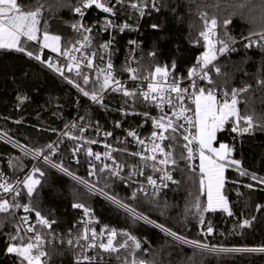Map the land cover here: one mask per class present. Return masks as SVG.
Instances as JSON below:
<instances>
[{
    "label": "trees",
    "instance_id": "1",
    "mask_svg": "<svg viewBox=\"0 0 264 264\" xmlns=\"http://www.w3.org/2000/svg\"><path fill=\"white\" fill-rule=\"evenodd\" d=\"M125 1L131 2V0ZM138 1L142 5V0ZM17 2L22 10H35L37 2L43 6L39 25L40 34H43L46 26L48 34L59 35L62 51L65 41L76 39L73 25L78 19L74 11L78 0H17ZM156 5L158 11L148 12V16L138 23L140 29L137 34L114 32L116 55L112 63L115 68H122L126 43L129 39L136 37L140 42L137 49L135 47L138 70L136 74L139 78L151 75L156 67L172 71L178 79L186 78L188 71L197 66L198 58L205 50L203 39L200 35L194 36L190 30L186 31L182 24L178 25V20L182 18L176 16L175 8L169 9L167 0H156ZM116 8L120 9V6ZM95 11L92 10L89 14L90 23L104 17L114 18L116 22L130 23L126 5L114 17L110 13ZM153 25L156 27L154 28ZM221 30L218 23L217 38ZM231 30L236 34V40L235 44H231L229 48L235 50H231L228 55H218L216 63L221 66L224 76L217 78L214 72L212 75L220 85V81H226L229 92L232 88L248 89L241 96L239 109L242 115L247 114L253 117L254 130L237 134L232 133L226 126L225 131L217 133L215 145L218 142L229 145L233 148L231 158L239 160L242 169L264 177V130L258 127L264 121V86L261 84L264 81L262 79L264 49L255 46L245 47L247 41L242 39L241 26L238 23L232 24ZM29 45L27 50L39 54L43 63L28 57L26 52L0 49V137H2L0 138V170L2 172L15 181H21L25 176L32 174L33 165H36L34 158L26 155L21 147L14 146L12 141L32 151L42 150L45 153L47 146L79 114L85 122L101 125L104 129L113 130L112 124L115 122H121L122 127L128 129L140 128V120L145 118L137 113H145L142 108L145 104L139 99L133 103L131 97L116 95L108 97L103 106L87 108L89 98L85 97L74 83H79L89 91H91V83L85 86L82 79L71 72L64 71V76H61L49 69L47 62L53 54L40 49L36 44ZM173 65H175L174 68ZM65 77L72 79L74 83H69ZM90 81L93 80L90 78ZM224 87L225 85H221V88ZM18 98H21L23 102ZM245 101L248 103L247 111H245ZM242 126H244L243 123ZM75 130H70L63 136V144L52 160L54 163L62 164L73 175L88 180L84 153L87 149L86 144L95 138ZM114 131L118 132L116 129ZM112 146L116 163L123 165V171L128 172L127 175L130 174L131 168L135 167L138 170L142 167L141 155H129L128 153L132 150L118 143ZM125 149L126 151H122ZM37 165H40L45 172L42 178L38 173L34 174L37 179H41V185L37 186L32 198L26 195L22 187L23 199L32 204L33 217L36 218V210L41 211L46 219L50 222L54 221V230L62 232L65 237L69 232H75L77 229L78 211L73 205L83 203L85 207L93 209L101 223L135 235L144 246L146 255L143 258L148 264H184L186 258L192 257L193 252L198 251L174 242L159 229L142 222L133 224L129 215L111 206L97 195L88 193L87 189L75 180L47 165ZM173 176L177 183L159 194V206L140 198H138V206L135 202H132L131 206L149 215L157 223H164L171 227L178 234L187 235L189 239L199 238L202 242L218 248L264 247V184L252 180L251 176H241L235 168H226L223 194L228 199L233 215L228 216L222 211L205 214L210 215L214 228L213 234L205 238L198 236L200 226L197 220L191 217L185 218V209L190 207L192 199L190 193L195 195L199 192V172L195 170L194 184L192 173L186 168L185 161L178 159ZM249 184L252 185L251 188L246 187ZM98 187H103V184L101 183ZM104 190L109 195H115L125 202H130L134 189L120 178L112 177ZM200 200L205 203L203 193H200ZM0 220H3V226L0 227V264H20L21 258L14 253H7L8 235L23 236L20 230L18 231V223L6 214H0ZM244 220H248L249 224L242 228L240 225ZM48 252V260L51 264H75L76 250L73 246H68L66 242L49 246ZM200 259L202 264H264V252L204 253Z\"/></svg>",
    "mask_w": 264,
    "mask_h": 264
},
{
    "label": "snow or ice",
    "instance_id": "2",
    "mask_svg": "<svg viewBox=\"0 0 264 264\" xmlns=\"http://www.w3.org/2000/svg\"><path fill=\"white\" fill-rule=\"evenodd\" d=\"M120 5L117 9L113 0H78V4L74 6L75 13L81 16V21H77L73 25L76 32V39L74 41H65L64 50L61 49V37L59 35H49L46 26L43 31L42 41L39 42L41 49H51L52 53H60L62 57H67L70 61L66 64L69 71H72L73 65H79L80 61H84L87 69H94V61H98L95 66L97 79L90 81L88 75H83L79 70L76 71V77H80L83 85L87 86L91 83V91L82 87L79 83H74L72 79H68L69 83H74L79 91L85 97H88L93 103L101 104L105 99L106 92L122 93L124 97H132L133 103L140 99L141 102L151 104L152 106L161 110L159 117L153 118L150 113H137L142 115L145 120H153V131L150 137L145 139L139 138V133L136 130H129L127 135L134 138L135 143L140 147L143 152H150L151 155L141 156V160L145 167H150L153 173H159L157 178L152 175L146 177L147 185L140 184L135 190L132 191L130 202H125L122 198L115 195H109L104 190L108 186V181L113 177L121 178L120 173L123 165L116 164L112 160V166L104 163L102 167L97 168L92 164L89 169V176L96 177L97 179L89 182L88 180L81 179L73 175L66 167L60 163H54L52 156L54 155V145L47 146V152L42 150L32 151L22 145L12 141L14 146L21 147L26 155H31L34 158L42 161L43 165H48L51 168L57 169L72 177L77 183L83 185L88 193L103 196L110 203L114 204L117 208L123 209L126 214L130 216L133 224L143 222L146 225L159 229L166 236L171 237L172 240L180 245H187L193 250L192 257L186 258L184 264H202L200 257L204 253H220V252H264V247L259 248H223L210 245L209 243L202 242L199 238L189 239L187 235L178 234L177 231L172 230L171 227L166 226L164 223H157L151 219L149 215L136 210V207L131 206L135 202L138 206L139 199H146L149 203L159 206L160 200L158 199L160 192L168 187V182L177 183L173 179L172 172L177 169L178 159L186 162V168L192 173L193 183L196 182L195 170L196 165L192 163L195 159H199V192L195 195L191 194L190 207L185 209V218L191 217L196 219L200 230L198 236L208 237L213 234L214 228L211 223L210 215L218 211L227 213L232 216L233 213L229 207L227 197L223 194L225 188L226 168H235L241 176H251V179L264 184V177L257 176L255 173H250L240 167V161L232 159L233 148L225 143H219L218 147L213 146V142L217 141V133L226 130V126L230 128L232 133L243 134L254 130L253 117L251 115L241 113L238 107V97L242 96L248 89L232 88L229 92L226 85L221 88V85L213 78L212 73L216 77H222L224 74L221 71V66L217 63L218 55L230 51L227 44L217 38L218 22L215 19L204 20V30L199 34L203 39L204 51L198 58L197 66L188 71V79L191 83L187 87H182L180 81L171 76V73L162 67H156L154 76L155 83H147V91H143L139 85H135L136 91H130L127 86L117 79L114 74V65L111 61L112 52L109 50L113 48L114 37L108 42L96 43L95 36H99L103 32H108L110 29L115 32H123L130 30L131 26L127 23L117 24L114 18H105L95 25H86L82 23L84 11L92 8L93 5L97 9L102 10L103 13L112 14L113 17L116 13L123 9L125 0H116ZM143 3V0H142ZM147 4L155 5V0H147ZM133 10L140 13L141 16L145 14L144 6L133 3L130 5ZM42 5L37 2L35 10H22L18 6L17 0H0V49H14L17 52L24 53L30 58L37 61L41 60L39 54H34L33 51L27 50L30 45L29 42L38 41V33L41 29L39 27L41 22V9ZM231 21H224L223 30H227ZM155 28L156 26L153 25ZM96 29L93 32V29ZM21 37L25 38L23 41ZM243 40L247 41L245 47H258L264 49V37L252 38L250 35H245L241 32ZM135 41H129L130 45H134ZM235 44V40L232 41ZM27 50V51H26ZM235 50V49H231ZM79 53V57L75 55ZM153 57L155 53H152ZM108 57L106 68L103 67L105 57ZM47 67L61 76H64V68L59 63H53L51 59L47 62ZM175 65H173V68ZM134 73L131 75V81H137L138 70L134 68L128 69ZM102 76V80L100 77ZM159 79H156V78ZM225 79H227L225 77ZM206 81L205 86H199V82ZM264 86V81L261 82ZM219 90V96H218ZM174 94V95H173ZM21 99V98H18ZM191 101L194 104V109L185 103V100ZM21 102L22 99H21ZM127 103V101H126ZM246 103V110H248V103ZM171 110L172 115H168L164 111V106ZM191 113V114H190ZM127 115V113H125ZM242 123L244 126H242ZM117 126H120L119 124ZM260 130H264V121L258 125ZM111 133H105V136H110ZM184 143H180V139ZM148 140V143L145 142ZM168 141L164 145V141ZM149 144L151 147L149 148ZM178 150V151H176ZM122 151H126L122 150ZM132 156H140V152L128 153ZM159 154V155H158ZM87 155L94 157L95 160H101L99 153H93L90 149ZM178 157V159H177ZM104 159H112L108 151L104 154ZM151 161V163H149ZM78 162V161H77ZM184 171V169H179ZM38 173L42 178L45 172L42 171L40 165H33L32 174L25 176L22 184L26 189V195L29 198L33 197L36 192L37 186L41 185V179L34 178V174ZM132 175H143L142 171H138L135 167L131 170L128 179ZM103 184V187L98 185ZM251 188L252 185H246ZM149 188L151 191H149ZM200 193H206V203L200 200ZM143 194V195H141ZM23 198L21 193V182L18 181L15 186L10 185L2 172H0V214L11 216L16 220L15 213L10 209L23 208L26 215L18 221L19 225L27 224L29 216L27 214L32 212V207L28 204H21L20 200ZM76 209H83L85 215H90V210L85 207L83 203H75L73 205ZM167 207V205H165ZM161 211V215H163ZM35 216L37 218V225H29L23 229L24 236L9 234L7 253L16 254L20 259V264H41V258L45 257L46 253L42 250L45 240H47L49 233L40 232L35 234L34 237L28 235L40 229H51L54 221L46 219L41 211L36 210ZM90 223V222H89ZM249 224L248 220H244L240 227H246ZM3 226V220H0V227ZM91 231V235L88 232ZM121 237L118 240L117 237ZM43 237V238H42ZM104 230L98 234L96 230L89 229L85 226L83 237L77 236L75 243L80 247V256L87 264H97L94 258L85 255L87 248H99L103 253L117 254L116 258L120 264H143V262L136 258L137 250H141L142 242L129 232H117L116 229L111 228L107 230L106 243L103 240ZM81 240L87 243H81ZM115 242V243H114ZM67 243H74L73 240H68ZM19 244V246H17ZM103 253H98L102 255ZM47 264V261H45ZM78 264H82L78 261Z\"/></svg>",
    "mask_w": 264,
    "mask_h": 264
},
{
    "label": "built area",
    "instance_id": "3",
    "mask_svg": "<svg viewBox=\"0 0 264 264\" xmlns=\"http://www.w3.org/2000/svg\"><path fill=\"white\" fill-rule=\"evenodd\" d=\"M101 2H103V0H101ZM133 3H136V4L140 5L138 0H131V2H129V3H126V1H125V5L128 7L129 15H130L129 16L130 23L127 22V24L131 26V29L130 30H125L123 32H119L120 34H123V33H127L128 34L129 32L131 34H134V33L137 34L139 32V29H140L139 28V25L140 24H138V23L141 22L142 19L145 18V16H148L147 13L148 12H151V11H153V12L158 11V6L156 5V0H155V5L156 6H152L151 4H147V0H144L141 6H144L145 14L143 16H141L138 11L133 10L131 8L130 5L133 4ZM113 4H115V6H120L119 4L116 3V0H113ZM92 10H96L98 12L102 11L100 9H97L95 7V5H93L92 8L85 10L84 11V16L82 18V23L83 24H86V25H95L98 22L102 21L103 19L109 18V17H104L102 19H99L97 21H94V22H91L90 23L88 21V18H89V14L91 13ZM98 12H96V13H98ZM137 20H138V22H137ZM80 21H81V16H80ZM117 24H121L122 25L124 23L121 21V22H117ZM95 31H96V29L94 28L93 29V32H95ZM114 32L115 31H112L111 29L108 32H103V33H101V35L95 36L94 37V41L96 43H104V42H108L109 40L113 39V37H114V41H115L116 40V35H114ZM101 36L102 37L103 36H106V38H103L102 39ZM129 41H135L136 43L134 45H130L129 44ZM138 44L140 45V42H138V40H137L136 37L134 39H129L127 41L126 47L124 48L125 49L124 50L125 55H124V58H123V66H122L121 69L114 67L113 74H114V76L117 79H120L127 86V88L130 91H136L135 85H139L142 88L143 91H147V83L148 82L155 83V79H151L154 76V72L151 75H148V76H146L144 78H139L137 76V81H131V79H130L131 78V75H133L134 73H132V72H130L128 70L129 68L136 69V65H137V52L135 50V47L137 49V47L139 46ZM114 49H116V43L115 42L113 43V48L109 50L110 52H112V55H111V61L112 62H113V60L115 58V55H116V51ZM228 53H230V52L228 51V52L224 53L223 55H226ZM75 55H77V57H79L80 54L79 53H76ZM50 59H51V61L53 63H59L60 66H62L64 68V71H68V72H71L74 75H76V71L78 70V67H79V70L83 73V75H88L91 78V80H96L97 79L96 72H95L94 69H95V66L98 64V61H94V69H87L86 66H85L84 61H80V63H79L78 66L76 64H74L73 65V68H72V71H69L68 68L66 67V64L70 62V61L67 60V57H62L61 54H59V55H54L53 54V56ZM217 61H218V58H217ZM107 62H108V57L106 56L105 57L104 64H103V67L106 68ZM169 72L171 73V76L172 77H175L172 71H169ZM100 79L102 80V76L100 77ZM156 79H159V78L157 77ZM178 80L180 81V84H181L182 87H187L191 83V81L188 79V77L182 78V79L180 78ZM205 84H207L206 81L199 82V86H205ZM116 95L119 96V95H122V93L106 92L105 93V99H104V101L108 97H112V96H116ZM218 96H219V94H218ZM240 100H241V96L238 97L239 103H240ZM104 101H103V103H104ZM185 103L188 104V105H190V107L194 109V104H192L191 101H189V100L186 99L185 100ZM239 103H238V107H239ZM143 104H145V106L143 105L144 107H142L144 109V111L150 113L153 118L159 117L161 115V110L160 109L152 106L151 104H146V103H143ZM99 105H101V104L93 103L89 99L88 107L99 106ZM164 111L169 116L172 115V112L167 107V105L164 106ZM82 122H84L82 116L80 118H75L72 121L71 125L67 126L66 128L67 129H70V130L77 129L76 131H79L81 134H85V132L87 131V127H85V126L86 125L93 126V132H94L93 138H95V139L90 140L89 143L86 144L87 145V149H86V151L84 153L85 158H86V161H87L88 180L90 182H92V181H94V180L97 179L96 177L89 176V169H90V167H91L92 164H95L97 166V168L102 167L104 163H107L109 166H112V160L113 159L115 160V155H113V151H112V149H113V146L112 145H114L115 143H118L120 145H124V146L129 147L132 150V152H140L141 153V156H143L145 154L151 155L150 152H147L146 153V152L141 151L140 147L135 143L134 138L127 135V132L129 130H136L139 133V138L140 139H145L147 137H150V133L153 131V120H151V119H149L147 121L145 119L140 120V124H139V127L140 128H138V129H134V128L133 129L124 128V127H122L121 122H117V123L115 122V124H112L113 130L104 129L101 125H91V124H84L83 125ZM118 124L120 126H117ZM114 129H116V131H118V132L116 133L114 131ZM105 133H111V135L106 137L105 136ZM86 142H87V140H86ZM145 142L148 143V140H145ZM163 143H164V145H167L168 144V141L166 140ZM180 143L181 144L184 143V141L182 140V137L180 139ZM62 144H63V137H62V135L59 136V137H57L50 144V145H54L55 146L54 147V155L53 156H55L59 152L60 147H61ZM150 147H151V145L149 144V148ZM89 149L93 153H99L100 154V157H101V160H95L94 157H90L89 155H87V152H88ZM106 151H108L109 156L112 157V159H108V160H105L104 159V154H105ZM46 152H47V149H46L45 153ZM34 160L36 162V165L37 164H42V161H40L38 159H34ZM115 162H117V161H115ZM149 163H151V161H149ZM192 163H194L197 166L196 167V170L199 172V169H198L199 159H198V157ZM116 164H119V163H116ZM48 167H50V166H48ZM51 169H53V170L57 171L58 173H60V174H62L64 176L72 179L71 176H69V175H67L65 173H62V172H60L57 169H54V168H51ZM131 170H132V168H131ZM138 171H142L143 172V175H132L131 176V179H128V177H129V175H127L128 172L125 173L123 171V169H122V171L120 173V177H122V179L121 178L120 179L123 180L125 184H128V185L132 186L133 189L135 190V188L138 185H140V184L147 185L146 177L148 175H152L153 178H157L159 176V173H153L152 172V169L150 167H145L144 164H142V167L140 169L138 168ZM0 172H2V171L0 170ZM2 173L4 174V177H5L6 181L10 185L15 186L17 184L18 181L13 180L8 174H6L4 172H2ZM172 175H173V172H172ZM113 177H115V176H113ZM173 179L175 180L174 176H173ZM23 180L24 179H22L20 181L21 182V191H22V187H23V184H22ZM173 184H175V183L168 182V187L164 188L162 191L168 189ZM79 185L82 186V187H84L81 184H79ZM149 191H151L150 188H149ZM95 195H97V194H95ZM97 196L99 198L103 199L104 201H106L107 203H109L111 206L117 208L114 204L110 203L103 196H100V195H97ZM20 203L21 204H28L30 207H32V204L30 202H27L23 198L20 200ZM117 209H119V210H121V211L124 212L123 209H120V208H117ZM76 210L78 211V216H77V220H76L77 229H76L75 232L74 231L69 232L68 233V236L65 237L62 232L55 231L54 230V227H53V223H52L51 229H40V231H37L36 228H34V232L28 234V235L34 237L35 234H40V232H47V233H49L48 238H47V240H45V242L43 244V247H42V250L45 251L46 255H45V257H42L41 258V264H45V261H47V264H51L50 261L48 260V255H49L48 247L49 246H51V245H53L55 243H57V244H60L61 242H66L67 243V241L70 240V239L73 240L74 243H72V244L67 243V245L68 246H70V245L73 246V248L76 250V254H75V264H78V261H81L82 264H87V261H83V257L80 256V247L78 246L77 243H75L78 235L81 236V237H83L85 226H87L89 229H93L94 228L98 234L103 229L104 230L103 240L106 243L107 230L108 229H111L112 227H110V226H108L106 224L101 223L96 218V216L94 214V211L91 208H89L90 215H85L84 212H83V209H76ZM10 211H12V212L15 213V217H16V220L15 221L17 223H18V221H19L20 218H22L24 215H26L24 213V211H23V208L10 209ZM27 215L29 216L28 223L27 224H21V225H19L20 232H21V234L23 236H24V232H23V229L24 228H27L29 225H37V218L33 217L31 213H29ZM10 218L12 219L11 216H10ZM38 227L39 226L37 225V228ZM116 230H117L118 233L119 232H127V231L118 230V229H116ZM88 235L89 236L91 235V231L88 232ZM117 239L118 240H121L122 238L118 236ZM81 243H87V241L81 240ZM98 253H103V250L102 249H99L98 247L97 248H87V249H85V255L88 256V257L94 258L95 261L97 262V264H108V263H111V264L112 263L120 264V261L116 258V255L117 254L114 253V254L109 255L108 253H103L102 255H98ZM145 255H146V252L144 251V248L141 247V250H137L136 258L139 259V260H141L143 262V264H148L144 260V258H143V257H145ZM24 264H26V262Z\"/></svg>",
    "mask_w": 264,
    "mask_h": 264
},
{
    "label": "clouds",
    "instance_id": "4",
    "mask_svg": "<svg viewBox=\"0 0 264 264\" xmlns=\"http://www.w3.org/2000/svg\"><path fill=\"white\" fill-rule=\"evenodd\" d=\"M169 9L175 8V14L182 19L183 25L193 35L204 30V20L215 19L221 26L218 39L230 46L236 40L231 25L238 23L241 32L252 38L264 37V0H167ZM183 9V11H181ZM224 21H231L227 30H223ZM190 26V29H189ZM264 79V77H262ZM226 85V81H220Z\"/></svg>",
    "mask_w": 264,
    "mask_h": 264
},
{
    "label": "bare ground",
    "instance_id": "5",
    "mask_svg": "<svg viewBox=\"0 0 264 264\" xmlns=\"http://www.w3.org/2000/svg\"><path fill=\"white\" fill-rule=\"evenodd\" d=\"M77 17H78V19H77V21H80V15L79 14H77ZM102 18V17H101ZM77 21L75 22V23H77ZM74 23V24H75ZM73 30H74V28H73ZM231 49L232 48H230V51L229 52H231ZM226 55H228V54H226ZM89 101V100H88ZM100 106V105H99ZM92 107H94V106H92ZM87 108H89L88 106H87ZM85 112V111H84ZM82 115H80L79 114V116H76L75 118H80ZM75 118H73L68 124H67V126H69V125H71V123H72V121L75 119ZM83 121H84V119H83ZM82 124L84 125V124H90V123H88V122H82ZM85 127H87V131L85 132V134H89L90 136H94V132H93V126H88V125H86ZM76 131V130H75ZM68 132H70V129H67V128H65L57 137H59V136H61L62 135V137L64 136V135H66ZM56 137V138H57ZM145 177V176H144ZM161 193V192H160ZM119 210V209H118ZM121 211V210H120ZM123 212V211H122ZM123 213H125V212H123ZM126 214V213H125ZM128 215V214H127ZM142 222V221H141ZM143 223V222H142ZM146 225V224H145ZM148 226H150V227H152L151 225H148ZM142 247L144 248V246H143V244H142Z\"/></svg>",
    "mask_w": 264,
    "mask_h": 264
},
{
    "label": "rangeland",
    "instance_id": "6",
    "mask_svg": "<svg viewBox=\"0 0 264 264\" xmlns=\"http://www.w3.org/2000/svg\"><path fill=\"white\" fill-rule=\"evenodd\" d=\"M50 35V34H49ZM42 36H43V34H40V33H38V41H36V42H29V44H31V43H33V44H36V45H38L39 46V42L40 41H42ZM25 38H23V37H21V40L23 41ZM61 48H62V44H61ZM41 49V48H40ZM1 50H14V49H1ZM42 50H46V51H48L49 53H51V54H54V55H59L60 53H52L51 52V49H42ZM0 138H2V137H0ZM215 142L216 141H214L213 142V146L214 147H218L219 146V143H221V142H218L217 143V145H215ZM222 143H224V142H222ZM28 156H31V155H28ZM33 157V156H32ZM34 158V157H33ZM34 159H36V158H34ZM34 178H36L35 177V175H34ZM25 189V188H24ZM25 191H26V189H25ZM204 195H205V203H206V200H207V197H206V193H203ZM10 217V216H9Z\"/></svg>",
    "mask_w": 264,
    "mask_h": 264
}]
</instances>
